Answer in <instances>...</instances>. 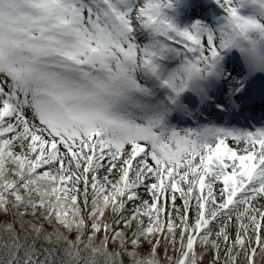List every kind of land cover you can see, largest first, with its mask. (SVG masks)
<instances>
[{
    "label": "snow or ice",
    "instance_id": "snow-or-ice-1",
    "mask_svg": "<svg viewBox=\"0 0 264 264\" xmlns=\"http://www.w3.org/2000/svg\"><path fill=\"white\" fill-rule=\"evenodd\" d=\"M0 264H264V0H0Z\"/></svg>",
    "mask_w": 264,
    "mask_h": 264
}]
</instances>
